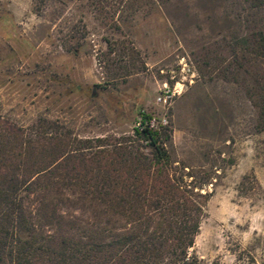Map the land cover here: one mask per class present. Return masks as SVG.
I'll return each instance as SVG.
<instances>
[{
	"label": "rangeland",
	"instance_id": "obj_1",
	"mask_svg": "<svg viewBox=\"0 0 264 264\" xmlns=\"http://www.w3.org/2000/svg\"><path fill=\"white\" fill-rule=\"evenodd\" d=\"M181 57L197 76L164 107ZM141 111L166 112L172 169L209 193L186 259L263 264L264 0H0L3 120L148 153Z\"/></svg>",
	"mask_w": 264,
	"mask_h": 264
},
{
	"label": "trees",
	"instance_id": "obj_2",
	"mask_svg": "<svg viewBox=\"0 0 264 264\" xmlns=\"http://www.w3.org/2000/svg\"><path fill=\"white\" fill-rule=\"evenodd\" d=\"M168 131L135 126L144 153L130 137L91 144L0 117V264H194L209 193L175 174Z\"/></svg>",
	"mask_w": 264,
	"mask_h": 264
},
{
	"label": "built area",
	"instance_id": "obj_3",
	"mask_svg": "<svg viewBox=\"0 0 264 264\" xmlns=\"http://www.w3.org/2000/svg\"><path fill=\"white\" fill-rule=\"evenodd\" d=\"M196 71L184 57L178 61L177 69L171 70L170 74L160 83L156 102L164 107L170 105L172 100L179 96L187 84H191L196 78ZM168 125V116L166 112L161 115H151V117L142 122L139 117L135 126L147 127L150 130H159Z\"/></svg>",
	"mask_w": 264,
	"mask_h": 264
}]
</instances>
